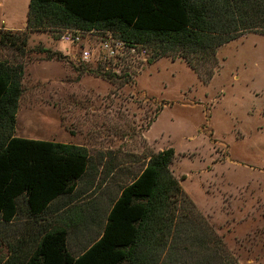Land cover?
Instances as JSON below:
<instances>
[{"label":"rangeland","instance_id":"obj_1","mask_svg":"<svg viewBox=\"0 0 264 264\" xmlns=\"http://www.w3.org/2000/svg\"><path fill=\"white\" fill-rule=\"evenodd\" d=\"M27 10L28 0H0V35L24 30ZM144 47L109 75L110 65L82 61L59 30L28 32L25 54L0 43V60L24 65L17 135L88 149L93 172L62 199L86 219L94 203L102 215L107 194L150 155L172 148L169 169L194 205L183 194L186 210L214 229L233 264H264V34L249 31L218 47L215 61L187 55L196 69L182 54L152 59ZM14 227L0 224V264L7 257L1 237ZM92 229L69 239L71 250Z\"/></svg>","mask_w":264,"mask_h":264},{"label":"trees","instance_id":"obj_2","mask_svg":"<svg viewBox=\"0 0 264 264\" xmlns=\"http://www.w3.org/2000/svg\"><path fill=\"white\" fill-rule=\"evenodd\" d=\"M64 27L110 30L149 47L152 59L179 53L196 69L188 57L215 61L218 47L264 34V0H29L25 29L0 43L25 54L28 32ZM23 74L22 63L0 60V224L15 226L1 237V264H233L214 229L183 206L194 205L169 169L172 148L116 186L102 215L94 203L86 219L63 201L94 164L83 145L15 135ZM89 226L94 235L71 250L69 239Z\"/></svg>","mask_w":264,"mask_h":264},{"label":"built area","instance_id":"obj_3","mask_svg":"<svg viewBox=\"0 0 264 264\" xmlns=\"http://www.w3.org/2000/svg\"><path fill=\"white\" fill-rule=\"evenodd\" d=\"M59 39L70 45H77L82 61L107 63L115 73H118L116 65L123 57L146 51L143 45L126 42L110 30L64 27L59 30Z\"/></svg>","mask_w":264,"mask_h":264},{"label":"crops","instance_id":"obj_4","mask_svg":"<svg viewBox=\"0 0 264 264\" xmlns=\"http://www.w3.org/2000/svg\"><path fill=\"white\" fill-rule=\"evenodd\" d=\"M28 2H29V0H28ZM25 25H26V21H25L24 25H23L21 28H19V29H25ZM5 27H6V26H5ZM65 48H66V47H61V48H60L59 45H58V46L55 48V51H59V52H60L61 54H63V55H69V54H68V51L66 52V51L64 50ZM47 61L49 62V61H54V60H53V59H51V60H45V59H43V60H41V63H42V62H47ZM15 135H17V130H16V129H15ZM17 136H18V135H17ZM144 165H145V164H144ZM144 165H143V166H144ZM110 168H111V166H110L108 169L110 170ZM142 168H143V167H142ZM110 192H111V191H110ZM110 192H109V194H110ZM109 194H107V196H108ZM107 204H108V203H107ZM97 207H98V206H97ZM107 207H108V205H107ZM99 209H100V208H98V212H99ZM60 210H61V209H60ZM89 227H90V226H89ZM83 233H84V230H82V234L79 233L78 236H77L76 238L78 239V237H79L80 234H81L80 236H84ZM72 238H73V237H72ZM85 242H86V241L84 240V243H85ZM84 243H82V244L80 245V247H82V245H83ZM70 248H71V247H70Z\"/></svg>","mask_w":264,"mask_h":264}]
</instances>
